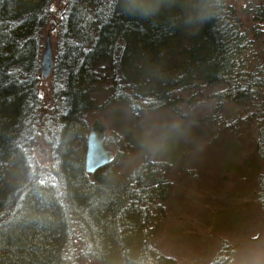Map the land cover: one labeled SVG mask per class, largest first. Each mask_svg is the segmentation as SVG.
I'll return each instance as SVG.
<instances>
[{"label":"trees","instance_id":"obj_1","mask_svg":"<svg viewBox=\"0 0 264 264\" xmlns=\"http://www.w3.org/2000/svg\"><path fill=\"white\" fill-rule=\"evenodd\" d=\"M243 2L66 0L45 105L53 0H0V264H178L157 246L170 166L144 158L124 169L121 137L112 162L88 173L91 120L113 107L135 119L188 109L236 134L246 122L264 159V0ZM231 104L240 108L227 119ZM37 139L46 165L32 158ZM261 193L264 205V177Z\"/></svg>","mask_w":264,"mask_h":264},{"label":"rangeland","instance_id":"obj_2","mask_svg":"<svg viewBox=\"0 0 264 264\" xmlns=\"http://www.w3.org/2000/svg\"><path fill=\"white\" fill-rule=\"evenodd\" d=\"M65 1L53 0L52 16L45 28L44 42L50 35L54 50L56 22L65 10ZM51 83V76L42 81L45 105L51 100ZM239 108L228 106L227 119ZM123 112L122 117L118 109H105L92 117L91 125L96 118L103 121L115 155L120 151L115 141L121 137L130 140L131 148H125L121 162L124 169L144 158L170 166L172 192L165 204L164 229L157 238L159 249L178 264H211L221 256H232L226 264H264V159L254 152V126L243 122L239 134L234 128L228 132L222 125L191 120L188 109L184 111L187 119L171 110L147 113L138 119ZM36 141L49 152L43 140ZM32 158L38 164L49 163L36 149ZM229 244L235 247L233 255Z\"/></svg>","mask_w":264,"mask_h":264},{"label":"water","instance_id":"obj_3","mask_svg":"<svg viewBox=\"0 0 264 264\" xmlns=\"http://www.w3.org/2000/svg\"><path fill=\"white\" fill-rule=\"evenodd\" d=\"M55 66V51L51 36L48 35L43 44L41 57V74L44 78L52 75ZM107 128L100 118H96L89 130L88 149L86 154V171L96 170L109 164L114 159V152L106 146ZM34 149L39 154L48 157V151L39 141L34 143Z\"/></svg>","mask_w":264,"mask_h":264},{"label":"bare ground","instance_id":"obj_4","mask_svg":"<svg viewBox=\"0 0 264 264\" xmlns=\"http://www.w3.org/2000/svg\"><path fill=\"white\" fill-rule=\"evenodd\" d=\"M43 79H46V78L43 77ZM88 138H89V135H88Z\"/></svg>","mask_w":264,"mask_h":264}]
</instances>
